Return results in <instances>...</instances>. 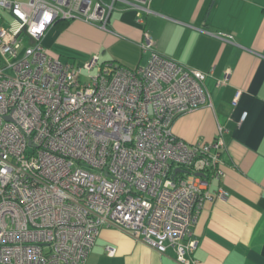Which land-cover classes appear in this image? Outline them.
Returning a JSON list of instances; mask_svg holds the SVG:
<instances>
[{"label":"built area","instance_id":"obj_1","mask_svg":"<svg viewBox=\"0 0 264 264\" xmlns=\"http://www.w3.org/2000/svg\"><path fill=\"white\" fill-rule=\"evenodd\" d=\"M116 4L139 22L150 12L149 0H0L13 16L0 25V263L86 264L111 226L190 264L200 205L225 195L208 189L223 175L222 127L204 142L171 128L210 105L204 72L160 54L146 30L149 58L133 68L62 61L40 43L56 20L106 28Z\"/></svg>","mask_w":264,"mask_h":264},{"label":"crops","instance_id":"obj_2","mask_svg":"<svg viewBox=\"0 0 264 264\" xmlns=\"http://www.w3.org/2000/svg\"><path fill=\"white\" fill-rule=\"evenodd\" d=\"M149 1L142 22L116 4L106 28L57 22L44 29L40 43L47 54H63L62 61L79 65L97 54L99 62L133 68L149 58L140 47L146 30L160 54L204 72L210 105L179 114L171 128L187 142H204L222 127L223 175L212 177L208 189L225 195L200 205L190 264H264V0ZM91 247L86 264H178L171 247L159 253L111 226L100 228Z\"/></svg>","mask_w":264,"mask_h":264},{"label":"rangeland","instance_id":"obj_3","mask_svg":"<svg viewBox=\"0 0 264 264\" xmlns=\"http://www.w3.org/2000/svg\"><path fill=\"white\" fill-rule=\"evenodd\" d=\"M12 18H13V16L10 14V12L6 8H2V6H0V25H2L4 27L9 26L10 22L13 21ZM56 55L58 56V54H56ZM60 59L61 60H64L66 58L62 54L61 57H60ZM100 61H103V60H100ZM80 62H82V61H80Z\"/></svg>","mask_w":264,"mask_h":264},{"label":"trees","instance_id":"obj_4","mask_svg":"<svg viewBox=\"0 0 264 264\" xmlns=\"http://www.w3.org/2000/svg\"><path fill=\"white\" fill-rule=\"evenodd\" d=\"M57 22H66V21H63V20H56L54 23H57Z\"/></svg>","mask_w":264,"mask_h":264}]
</instances>
